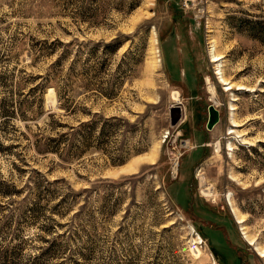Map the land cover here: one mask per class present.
Instances as JSON below:
<instances>
[{
  "label": "rangeland",
  "instance_id": "374dc122",
  "mask_svg": "<svg viewBox=\"0 0 264 264\" xmlns=\"http://www.w3.org/2000/svg\"><path fill=\"white\" fill-rule=\"evenodd\" d=\"M247 20L264 21V0H0V142L15 154H0V180L82 191L77 218L55 221L60 194L48 201L46 187L0 196V254L22 243L12 262L32 264L72 219L94 238L91 264H264V43L240 30ZM87 120L82 159L36 155L32 135ZM39 256L33 264L75 261Z\"/></svg>",
  "mask_w": 264,
  "mask_h": 264
},
{
  "label": "trees",
  "instance_id": "16d2710c",
  "mask_svg": "<svg viewBox=\"0 0 264 264\" xmlns=\"http://www.w3.org/2000/svg\"><path fill=\"white\" fill-rule=\"evenodd\" d=\"M245 24L247 26H243L240 30L243 29L242 31H245L246 33L248 32L250 36L253 37V39H256L257 41L263 44L264 21L247 20L245 21ZM118 48V46H114V48L109 47L108 49H111V51L114 52ZM45 77L47 76L40 75L36 79L41 81L42 79H47ZM52 80L53 79H50L47 82H53ZM48 84L49 83L41 84L34 88H27L28 93H34L35 91L39 90L41 91V95H43L47 89ZM56 96L61 102L62 98L60 97L59 93H56ZM104 96H106L108 99L112 98V96H110L109 94H104ZM59 109L65 112H69V110L63 105H60ZM122 120L123 119L107 120V122H119ZM94 123L95 122L92 120H87V122H80L76 126H67V131H57L58 129L55 130L53 124H47V126H49L53 131H57L56 134L53 136L43 137V139H38V137L32 135L30 139V142H32V148L35 151L36 155H39L41 157L52 155L59 159L58 162H60L61 164H73V162L82 159V157H84V155L88 153V150H90V148L93 146L94 142L92 140L94 138ZM84 128H89L90 131H87V133H83ZM13 147L14 144L4 145V143L0 142V154L8 155L9 153H11L9 155H13ZM122 160L123 158L120 157L119 162H121ZM13 165L17 166L15 162L13 163ZM35 172L37 173V175H42L40 172ZM41 178L43 179V177ZM42 179L38 181H31V178L29 177L28 181L21 189H17L15 186L8 184V182L5 180H0V196H2V198L4 197L8 199L25 191L28 192L30 187L36 189L46 187L47 191H44L47 192L46 195L49 196L48 201L52 198H56V196L60 194V197L57 199L58 203L49 209L51 215H49L48 218L55 221V219H53V216L57 218H62L65 217V215L68 213H71L72 219L77 218L79 210H74V206L77 202V195L82 191H77L75 189L73 190L72 188H70L67 193H59L62 191L61 187L58 188L60 179H44L45 186L42 182ZM106 181L107 180L101 182L104 183ZM44 208L45 207H43V209ZM107 208L108 204L104 205L103 209L106 210ZM32 210L35 211L34 209ZM40 213L41 210L36 209V214L39 215ZM72 219L70 221H67V223L65 222L59 224V228L62 229V231L53 239L47 237L43 238V241L47 243L46 248L38 255H30V262L32 264L35 263L37 259H39V255L46 254L48 256H52L53 258H60V260L62 259V262L65 261V259H67L70 255H74L71 256L75 259L74 264H91L93 263V261H95L94 259H96L99 254L96 249L94 238L90 237L89 240L84 241L82 239L81 229L76 228L75 231H71V228L69 227L73 221ZM45 226L41 225L39 228L42 231H48V235H52L50 230ZM202 236L206 237L204 233L202 234ZM86 237L88 238V236ZM215 248L214 246H211V249L213 250L215 256H219L221 259L220 254L218 252L216 254ZM24 249L25 248L22 243H16V245H14L11 250L5 251V253L2 255L0 254V264H15L14 262H12L13 259L15 258V256H17L18 253L22 252Z\"/></svg>",
  "mask_w": 264,
  "mask_h": 264
},
{
  "label": "bare ground",
  "instance_id": "6f19581e",
  "mask_svg": "<svg viewBox=\"0 0 264 264\" xmlns=\"http://www.w3.org/2000/svg\"><path fill=\"white\" fill-rule=\"evenodd\" d=\"M211 56H212V58H213V60H212V62L213 63H219L221 60H223V57L222 56H219V55H216V47H213V49H212V51H211ZM160 62V61H159ZM217 76H219L218 78H219V82L222 84V85H224L225 86V90L228 92V91H231V90H233L234 89V85H232L228 80H225V78H224V74L222 73V71H220V72H218V74H217ZM238 89V91L240 90V91H243L244 89H246L244 86H242V87H238L237 88ZM54 92L51 90L50 91V95H52ZM213 95V94H212ZM178 100V99H177ZM178 101H180V97H179V100ZM51 102V101H50ZM213 106H215V105H213ZM185 146H187V147H189V143H186V145ZM143 161V159H140V160H136L132 165H130L128 168H126L125 169V172L124 173H135V172H137L138 171V166H139V164L141 163ZM177 169V168H176ZM175 169V170H176ZM205 194L207 195V196H211L210 194H211V191L210 190H206L205 191ZM240 224H244V222L241 220L240 221ZM251 244H253V241H252V243ZM262 256H264V253H263V255Z\"/></svg>",
  "mask_w": 264,
  "mask_h": 264
},
{
  "label": "water",
  "instance_id": "95a60500",
  "mask_svg": "<svg viewBox=\"0 0 264 264\" xmlns=\"http://www.w3.org/2000/svg\"><path fill=\"white\" fill-rule=\"evenodd\" d=\"M177 120L178 117L172 123L175 125ZM219 120L220 112L214 106L210 105L208 107L207 129L212 130L219 123Z\"/></svg>",
  "mask_w": 264,
  "mask_h": 264
},
{
  "label": "flooded vegetation",
  "instance_id": "af4514ba",
  "mask_svg": "<svg viewBox=\"0 0 264 264\" xmlns=\"http://www.w3.org/2000/svg\"><path fill=\"white\" fill-rule=\"evenodd\" d=\"M225 262H227V261H225ZM225 262H224V260L222 259L221 263L224 264Z\"/></svg>",
  "mask_w": 264,
  "mask_h": 264
}]
</instances>
